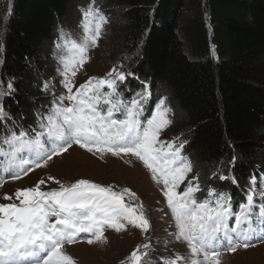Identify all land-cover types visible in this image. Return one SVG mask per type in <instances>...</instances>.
I'll use <instances>...</instances> for the list:
<instances>
[{"label": "snow or ice", "instance_id": "1", "mask_svg": "<svg viewBox=\"0 0 264 264\" xmlns=\"http://www.w3.org/2000/svg\"><path fill=\"white\" fill-rule=\"evenodd\" d=\"M108 22L95 0L81 9L83 36L79 42L71 39V58L59 57L62 67L57 70L66 95H54L48 114H38V129L11 131L0 140V164L12 179L19 180L35 168L47 167L48 161L67 152L72 144L90 153L131 154L143 162L153 181L163 185L176 227L174 237L189 249L188 256L176 253L160 258L159 264H222L224 251L235 253L252 246L255 226L264 232V175L259 180L256 176L249 179L245 200L235 208L231 194L214 187L207 188V196L199 199L197 193L204 189L191 161L182 154L186 140L160 138L172 124L165 99H159L150 117L146 116L150 87L141 81L142 89L125 98L121 86L127 85L129 77L139 78L117 67L104 78L92 76L76 87L77 71L89 60V49L97 46ZM58 40L66 42L63 30ZM56 47L61 48V43ZM43 89L49 90L47 82ZM15 91L11 81L7 91L0 84V120L8 118L3 98ZM235 160L234 156L230 163ZM189 173L193 175L189 177ZM213 175L238 184L235 176ZM48 180L59 187L44 191L41 186L46 181L40 179L33 187L3 196L9 202L0 203V264H76L65 245L76 243L82 233L88 234L91 238L87 242L93 244L106 242L105 228L117 233L129 226L143 233L151 228L142 202H126V196L130 201L138 200L129 188L114 191L111 185L105 187L88 179L69 185L52 176ZM182 184L185 186L179 191ZM260 238L264 240V236ZM151 247L150 242L137 245L121 264H152Z\"/></svg>", "mask_w": 264, "mask_h": 264}, {"label": "trees", "instance_id": "2", "mask_svg": "<svg viewBox=\"0 0 264 264\" xmlns=\"http://www.w3.org/2000/svg\"><path fill=\"white\" fill-rule=\"evenodd\" d=\"M74 1L0 0V81L16 89L3 101L11 125L14 118L34 128V111L47 110L42 88L56 73L54 40ZM103 2L111 62L134 59L133 73L152 99L166 100L175 139L186 140L182 152L204 189L200 196L214 187L240 202L249 179L264 175V0ZM130 78L131 92L141 90ZM223 167L238 184L213 175Z\"/></svg>", "mask_w": 264, "mask_h": 264}, {"label": "rangeland", "instance_id": "3", "mask_svg": "<svg viewBox=\"0 0 264 264\" xmlns=\"http://www.w3.org/2000/svg\"><path fill=\"white\" fill-rule=\"evenodd\" d=\"M89 3L90 0H75L72 3L68 16L64 18L65 24L62 29L59 30L54 40L50 68L53 67L56 73L47 81L49 90L44 91L42 88L43 93L47 97V101L45 102L47 110L39 112L34 111L33 121L31 122L34 128L38 129V114H48L53 103L54 95H66V90L63 89L60 83L63 77L57 70L62 67L59 63V57L66 56L71 58L73 55L70 41L71 39H76L79 42L83 36L82 29L79 27L81 9L87 8ZM95 3L97 7L102 9L109 21V13L104 9L103 0H95ZM61 30H63L65 34L66 42L58 40ZM57 43H61L62 47L58 49L56 47ZM210 49L211 56L218 58L215 46L211 45ZM113 53L114 51L111 45V25L108 22L104 26L103 35L98 41L97 46L89 49V60L77 71V75L74 78L75 86L79 87L80 84L84 83L92 76L104 78L113 67H117L111 62ZM135 66V60L129 58L117 68L120 69L124 67V71L133 73ZM33 67H35V64H33ZM130 79L129 77L127 83ZM134 81L138 86H141L140 81L137 79ZM0 84H2L1 81ZM128 88V85H122L120 89L124 93L125 98H130L132 95V92L127 90ZM4 90L7 91L6 87H4ZM6 97L3 98V101ZM157 101L158 100H156V102ZM64 103L67 105L68 102L65 101ZM151 106L152 98L148 102L147 108L150 109ZM154 110L155 107L153 111ZM145 114L149 117L151 115V113L148 115L147 113ZM168 118L171 120L173 119L172 111L168 114ZM11 121L15 123L11 125L6 119L0 120V126H3L0 129V140L11 131L19 132L21 129L31 131V129H34L24 128L23 125L19 123V121H15L14 118ZM160 138L166 141L175 139L173 122L162 132ZM0 160H3V157H0ZM234 167V164L229 163L228 168L230 170L234 171ZM218 172V174L233 176L229 170L224 167L219 169ZM192 175L193 173H189V177ZM49 176L55 177L65 185L74 183L78 179H88L105 187L111 185L114 191H121L123 188H129L132 192L136 193L138 200L130 201L126 196V202H142L144 211L150 220L151 228L148 233H143L141 230L131 226H129L126 231L120 233L115 232L113 229L105 228L104 237L106 242L97 241L93 244H89L87 240L91 237L88 234H80V238L76 243L65 245L66 251L73 257L76 264H121V261H125L137 245H142L146 242H150L152 246L150 249L152 264H159L160 258L171 257L176 253L184 256L189 255V249L186 243L176 240L174 237L176 227L171 211L167 207L166 199L162 193L163 185L153 181L151 172L137 157L131 154H122L116 157L112 156L110 153L103 155L101 153H90L86 149L80 148L79 145L72 144L67 152L59 156H54L52 160L48 161L47 167L35 168L19 180L12 179L4 166L0 164V182H2L0 183V203L9 202L3 199L5 194L12 195L17 189L33 187L40 179L46 181V183L41 186L42 190L49 191L58 188L59 185L48 180ZM261 176L262 174L256 175L258 179ZM186 183L187 181H185V184ZM185 184H182L178 190L182 191ZM206 196L207 195L203 196L202 199ZM256 199L257 203H259V197ZM255 229L256 235H254L251 240L252 246L246 249L241 247L235 253L224 251L221 256L222 264H264V240L260 238L264 236V232H261L258 226H255ZM220 247L221 245L218 244L217 248Z\"/></svg>", "mask_w": 264, "mask_h": 264}]
</instances>
